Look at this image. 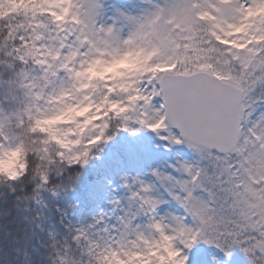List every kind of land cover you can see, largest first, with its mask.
Masks as SVG:
<instances>
[{
  "label": "snow or ice",
  "instance_id": "6c2138e0",
  "mask_svg": "<svg viewBox=\"0 0 264 264\" xmlns=\"http://www.w3.org/2000/svg\"><path fill=\"white\" fill-rule=\"evenodd\" d=\"M0 264H264V0H0Z\"/></svg>",
  "mask_w": 264,
  "mask_h": 264
}]
</instances>
